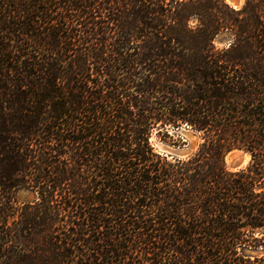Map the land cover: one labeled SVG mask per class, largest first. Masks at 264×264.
Segmentation results:
<instances>
[{
  "label": "trees",
  "instance_id": "trees-1",
  "mask_svg": "<svg viewBox=\"0 0 264 264\" xmlns=\"http://www.w3.org/2000/svg\"><path fill=\"white\" fill-rule=\"evenodd\" d=\"M263 227L264 0H0V264H264Z\"/></svg>",
  "mask_w": 264,
  "mask_h": 264
},
{
  "label": "rangeland",
  "instance_id": "rangeland-1",
  "mask_svg": "<svg viewBox=\"0 0 264 264\" xmlns=\"http://www.w3.org/2000/svg\"><path fill=\"white\" fill-rule=\"evenodd\" d=\"M226 1L235 8H239L243 4V0H237L235 3H231L228 0ZM229 39H230V34L228 32H223L216 38L215 44L217 47H226L228 45ZM177 133L180 135L181 139L180 141H175V142H171L167 140L164 141L158 135L152 134V136L150 137L151 145L153 146L155 151L165 153L170 156H175L172 155L173 151L182 147H187L189 149V153L187 156L194 153L197 150L199 143L201 142V138L199 134L185 125L181 126L178 129ZM234 152L236 153L239 152L243 154L244 164H242L240 167H235L234 164L232 163L231 153ZM227 155H229L228 158ZM225 156L226 158L224 157V163L227 169L229 170H235L245 167L250 161L249 153L238 148H234L230 150L229 152H227ZM34 198H35V194L33 191L30 190L21 189L18 190L15 194V200L17 204H20L22 202H32ZM260 231L264 232V227Z\"/></svg>",
  "mask_w": 264,
  "mask_h": 264
},
{
  "label": "water",
  "instance_id": "water-1",
  "mask_svg": "<svg viewBox=\"0 0 264 264\" xmlns=\"http://www.w3.org/2000/svg\"><path fill=\"white\" fill-rule=\"evenodd\" d=\"M189 153V149L187 147L178 148L175 151H173L172 155L178 156V157H184L187 156ZM232 163L235 167H240L242 164H244V157L243 154L239 152L231 153Z\"/></svg>",
  "mask_w": 264,
  "mask_h": 264
},
{
  "label": "bare ground",
  "instance_id": "bare-ground-1",
  "mask_svg": "<svg viewBox=\"0 0 264 264\" xmlns=\"http://www.w3.org/2000/svg\"><path fill=\"white\" fill-rule=\"evenodd\" d=\"M229 2L231 3H235L237 0H228ZM229 155H227V158H228Z\"/></svg>",
  "mask_w": 264,
  "mask_h": 264
}]
</instances>
